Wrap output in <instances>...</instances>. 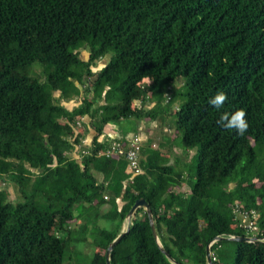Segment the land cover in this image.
Segmentation results:
<instances>
[{
    "label": "trees",
    "instance_id": "16d2710c",
    "mask_svg": "<svg viewBox=\"0 0 264 264\" xmlns=\"http://www.w3.org/2000/svg\"><path fill=\"white\" fill-rule=\"evenodd\" d=\"M238 109L243 136L217 123ZM129 133L135 176L115 146ZM0 181V264H72L85 247L83 264H106L140 198L171 260L137 208L110 264H207L216 238L213 264H264V0H0Z\"/></svg>",
    "mask_w": 264,
    "mask_h": 264
},
{
    "label": "rangeland",
    "instance_id": "374dc122",
    "mask_svg": "<svg viewBox=\"0 0 264 264\" xmlns=\"http://www.w3.org/2000/svg\"><path fill=\"white\" fill-rule=\"evenodd\" d=\"M87 56H88V54L86 53V52H82V57L84 58V60H86L87 59ZM97 64V67H95L94 68V72H96V71H98L99 69H101L102 68V66H103V64H104V62H100V63H96ZM177 86H180V83L179 82H177V84H176ZM56 97H58V94H56ZM179 101L180 100H177V101H175L174 102V104H173V107H172V109L174 110V109H177V107H178V104H179ZM74 106V104L73 103H70V104H68V108H72ZM171 118H173V117H170V119ZM85 122H88V120L86 119L85 120ZM142 125V124H141ZM112 126V125H111ZM118 126L120 127V129H122V128H124V129H126V130H130V131H132L134 128H137L138 127V129H140V127H139V122L138 121H135V120H133V119H128V120H122V121H120V123H118ZM143 126V125H142ZM146 126H148L146 129H147V131H148V133L149 132H153L154 131V129H155V127H156V125L154 124V123H150L149 125H146ZM141 129H145V127L144 128H141ZM80 132H82V133H84L83 132V128L80 126V125H78V128L76 129L75 128V133L76 134H78V133H80ZM89 133L84 137V140H83V147L85 148L86 146H88L89 144H90V141H91V139L93 138V133H92V131L91 130H89L88 131ZM144 132H145V130H144ZM146 133V132H145ZM144 133V134H145ZM175 133V132H174ZM105 134V133H104ZM143 134V133H142ZM106 136H108V137H111L110 135H106ZM112 138V137H111ZM87 148V147H86ZM194 154H195V151H192V152H190V155H188L189 156V158H190V167H194V164H195V161H194ZM77 157V156H76ZM193 181V180H192ZM5 186V185H4ZM181 187L183 188V187H185V186H183V185H181ZM188 187V186H187ZM3 188V185H2V181H0V189H2ZM7 190H8V192H9V197H10V200L13 202V203H17V202H22L23 201V198H21V194L19 193V189H18V187H16L15 185H8V187L6 188ZM118 204H119V206L121 207V205H122V203L121 202H119L118 201ZM102 209H104V210H106L107 209V206H103L102 207ZM237 216H239L238 218H239V220H242V218H241V216L238 214ZM126 224V223H125ZM125 224L123 225V228H122V230H124V228H125ZM102 226H105V227H107V223H102L101 224ZM73 227H75V224L74 223H72V228ZM92 250H91V248H87V247H85L84 248V250H83V253L84 254H82V255H78L77 257H76V262L73 260V262H72V264H83V263H85V260L89 257V255L91 256L92 255V252H91ZM91 252V253H90ZM75 259V258H74ZM80 263H79V262ZM66 264H71V263H66Z\"/></svg>",
    "mask_w": 264,
    "mask_h": 264
},
{
    "label": "water",
    "instance_id": "95a60500",
    "mask_svg": "<svg viewBox=\"0 0 264 264\" xmlns=\"http://www.w3.org/2000/svg\"><path fill=\"white\" fill-rule=\"evenodd\" d=\"M77 86H78L79 89H81V86L80 85H77ZM137 208H144L145 209L146 214H147V217H148V220H149V224H150V227H151V231H152V234H153V237H154V240H155L158 248L164 254H166V257L168 259H170V256L164 251V249L162 248V246L160 244V241H159V239L157 237L156 230H155V226H154V222H153V219H152L151 210H150L149 206L146 204V202L142 198H140V199H138L134 203V205L132 206V208L130 209V211L128 212V214L126 216V222H125L126 224H125L124 231H122L121 234L116 239H114L113 242L108 246V248L106 250V254H105V263L106 264H110V260H109L110 253L114 249V247L119 243V241L121 240V238L123 237V235L128 231L129 225H130L131 216L133 215L134 211ZM219 239L220 238H216L213 242H211L206 247V261H207V264H213L212 263V258H211L210 247H211V245L214 242H216ZM229 240H231V241H239V242H244V243H251V242H253V239H250V238H241V237H234V236L229 237Z\"/></svg>",
    "mask_w": 264,
    "mask_h": 264
},
{
    "label": "built area",
    "instance_id": "2783aa9c",
    "mask_svg": "<svg viewBox=\"0 0 264 264\" xmlns=\"http://www.w3.org/2000/svg\"><path fill=\"white\" fill-rule=\"evenodd\" d=\"M129 139L127 140V142H117L115 144V146L117 147V153L118 154H123L124 153V148H126V152H125V157L128 160L129 167L127 169V173L131 176H135L137 174L138 171V161L141 158L140 156V145H141V138L140 137H134V136H129ZM235 213H240V211L235 208L234 209ZM255 214L252 215V218H254ZM241 225H246L244 226L245 228H247L250 231L256 230V227L254 226V222L253 220L249 219L248 214L246 213H242L241 214ZM251 220V221H250Z\"/></svg>",
    "mask_w": 264,
    "mask_h": 264
},
{
    "label": "clouds",
    "instance_id": "9594fccd",
    "mask_svg": "<svg viewBox=\"0 0 264 264\" xmlns=\"http://www.w3.org/2000/svg\"><path fill=\"white\" fill-rule=\"evenodd\" d=\"M227 100V95L224 92H218L211 100L210 103L217 109L221 108ZM217 123L227 130H235L240 136H243L249 124L246 119V112L244 109H238L231 115L225 113L221 116Z\"/></svg>",
    "mask_w": 264,
    "mask_h": 264
},
{
    "label": "crops",
    "instance_id": "0c3cea01",
    "mask_svg": "<svg viewBox=\"0 0 264 264\" xmlns=\"http://www.w3.org/2000/svg\"><path fill=\"white\" fill-rule=\"evenodd\" d=\"M139 127L142 128L143 126L140 125ZM104 132H105L106 135H110L111 137H117V136H119V132L116 131V129L113 126H111V125L106 126L104 128ZM127 135L129 136L130 133L127 134ZM182 156H185V155H182Z\"/></svg>",
    "mask_w": 264,
    "mask_h": 264
}]
</instances>
